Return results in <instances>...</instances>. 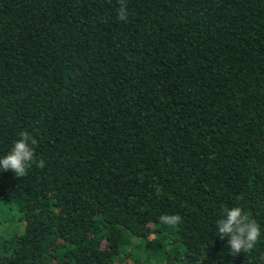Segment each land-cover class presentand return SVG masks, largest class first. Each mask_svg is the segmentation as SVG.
<instances>
[{"label": "trees", "instance_id": "1", "mask_svg": "<svg viewBox=\"0 0 264 264\" xmlns=\"http://www.w3.org/2000/svg\"><path fill=\"white\" fill-rule=\"evenodd\" d=\"M125 6L0 0V157L37 140L0 171V264H264V0Z\"/></svg>", "mask_w": 264, "mask_h": 264}, {"label": "clouds", "instance_id": "2", "mask_svg": "<svg viewBox=\"0 0 264 264\" xmlns=\"http://www.w3.org/2000/svg\"><path fill=\"white\" fill-rule=\"evenodd\" d=\"M118 19L127 21V9L125 0H120L118 9ZM19 139L16 140L10 151L0 157V171H11L16 177H24L27 167L34 159L33 146L37 140L27 131L19 133ZM44 161H38V167H44ZM161 189L157 186L156 195L161 194ZM179 215H162L160 222L162 224L173 225L179 223ZM217 236L221 239L227 237V245L232 256L252 250L261 236L260 226L238 206L224 207L221 216L216 220Z\"/></svg>", "mask_w": 264, "mask_h": 264}]
</instances>
